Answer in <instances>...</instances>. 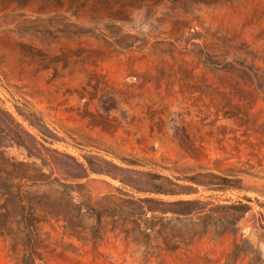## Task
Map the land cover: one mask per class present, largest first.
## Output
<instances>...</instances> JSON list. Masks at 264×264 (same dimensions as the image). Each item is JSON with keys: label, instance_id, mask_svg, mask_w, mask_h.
I'll list each match as a JSON object with an SVG mask.
<instances>
[{"label": "rangeland", "instance_id": "obj_1", "mask_svg": "<svg viewBox=\"0 0 264 264\" xmlns=\"http://www.w3.org/2000/svg\"><path fill=\"white\" fill-rule=\"evenodd\" d=\"M11 115L64 154L57 165L73 170L70 155L99 171L76 182V200L94 207L85 209L84 236L63 221L41 223L37 264H228L240 240L209 231L190 241L188 223L164 218L161 234L127 237L111 195L153 198L159 210L179 199L241 201L214 217L234 212L239 234L260 249L262 259L236 264H264V0H0L5 146ZM208 172L240 188L176 196L134 188L151 189L156 175L192 185L188 177ZM168 233L179 249L166 250ZM0 264H15L1 235Z\"/></svg>", "mask_w": 264, "mask_h": 264}, {"label": "trees", "instance_id": "obj_2", "mask_svg": "<svg viewBox=\"0 0 264 264\" xmlns=\"http://www.w3.org/2000/svg\"><path fill=\"white\" fill-rule=\"evenodd\" d=\"M7 114L10 115L8 112ZM21 114L33 126H37L33 120L23 113ZM11 118L13 127L10 129L12 130V135L9 136L10 144L7 146L0 144V235L9 242L10 257L15 264H37L39 254L35 246L36 231L41 223L49 222L52 219L63 221L72 234L84 236L80 226L83 223V217L86 216L85 209L94 210V207L84 201L76 200V188L81 186V183L76 182L89 177L91 171H99H95L91 164L89 168L86 167L85 164L78 162L70 155L65 156L73 159L75 164L73 170L77 171L64 169L61 165H57L56 157L64 154L48 147L12 115ZM9 147L23 150L25 157L20 159L9 154L7 152ZM59 171L65 177L60 176ZM156 176L160 182L155 183L151 189L134 188L139 192L169 196L191 195L198 192V187L214 191L240 188L237 179L213 172L199 173L188 177V181L192 185H180L169 177ZM115 178H119L124 184L133 187L122 177ZM111 197L115 207L122 211V232H125L127 237L134 236V234L148 237L152 230H157V233L161 234L158 229H155L157 228L156 220L159 218L176 219L188 223L186 235L190 236V241L208 234L209 231H212L215 236L224 232L233 233L236 237L240 236V240L236 241L234 249L229 255L228 264H236L240 257L249 254L254 255V258L262 259L260 249L249 238L239 234L238 221L240 219L234 212L226 210L224 216L214 217L220 209L244 206L241 201L238 204L222 206L213 205V203L205 202L200 198L179 199L163 202L169 208L159 210L152 206L156 203L153 198L133 195L118 199L112 195ZM245 208L248 207L245 206ZM156 213H160L161 216H156ZM110 216H114V214L110 213ZM195 216H199L204 221L200 227H197ZM210 219H214V223H210ZM98 220L99 223H102L100 215ZM129 224L138 228L133 231L129 228ZM217 226L221 229L217 230ZM99 236H101L100 232ZM168 236L170 237L165 239L166 250L179 249L181 241L174 239L171 233H168Z\"/></svg>", "mask_w": 264, "mask_h": 264}]
</instances>
